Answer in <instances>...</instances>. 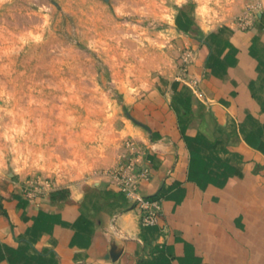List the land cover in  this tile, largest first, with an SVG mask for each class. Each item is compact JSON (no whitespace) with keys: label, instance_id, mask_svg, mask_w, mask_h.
<instances>
[{"label":"crops","instance_id":"0c3cea01","mask_svg":"<svg viewBox=\"0 0 264 264\" xmlns=\"http://www.w3.org/2000/svg\"><path fill=\"white\" fill-rule=\"evenodd\" d=\"M186 79L132 129L163 218L106 175L67 195L0 197V264H264V2L248 27L200 29Z\"/></svg>","mask_w":264,"mask_h":264},{"label":"rangeland","instance_id":"374dc122","mask_svg":"<svg viewBox=\"0 0 264 264\" xmlns=\"http://www.w3.org/2000/svg\"><path fill=\"white\" fill-rule=\"evenodd\" d=\"M263 2L0 0V197H62L128 142L142 153V100L187 78L201 28L243 27Z\"/></svg>","mask_w":264,"mask_h":264},{"label":"built area","instance_id":"2783aa9c","mask_svg":"<svg viewBox=\"0 0 264 264\" xmlns=\"http://www.w3.org/2000/svg\"><path fill=\"white\" fill-rule=\"evenodd\" d=\"M248 24V25H247ZM250 21L243 27L250 26ZM129 149L123 153V159L117 167L109 169L107 176L115 183L119 190L139 208V223L142 227L154 226L163 218L162 198L145 196L140 192V182L150 177L148 162L128 142Z\"/></svg>","mask_w":264,"mask_h":264},{"label":"trees","instance_id":"16d2710c","mask_svg":"<svg viewBox=\"0 0 264 264\" xmlns=\"http://www.w3.org/2000/svg\"><path fill=\"white\" fill-rule=\"evenodd\" d=\"M201 34V33H200Z\"/></svg>","mask_w":264,"mask_h":264}]
</instances>
